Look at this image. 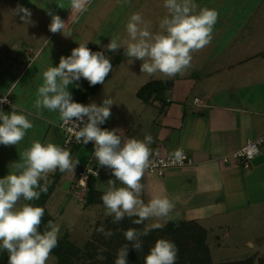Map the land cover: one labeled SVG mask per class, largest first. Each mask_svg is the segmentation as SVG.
Instances as JSON below:
<instances>
[{"label": "crops", "instance_id": "1", "mask_svg": "<svg viewBox=\"0 0 264 264\" xmlns=\"http://www.w3.org/2000/svg\"><path fill=\"white\" fill-rule=\"evenodd\" d=\"M19 2L0 0V11H4L3 7H7L5 10L9 11V3ZM33 2L38 5L43 3L44 7L38 11L41 10L40 14L46 22H51V17L46 14L47 4L52 7L50 10L53 14L64 22L72 21L64 29V32H71L72 35L64 37L61 33L43 31L40 25L39 32L34 30L30 33L29 28L30 37L26 42L23 40L24 36L15 31L27 30L20 22H15L20 15L17 18L9 16L7 21L0 24V32L4 35V38L0 36V97L7 96L9 100V104L0 110L7 114L11 111V104L18 105L34 125L17 145H0V178L9 173V164L18 161L20 153L30 147L33 141L54 143L61 147L58 114L42 110L41 119L37 117V110L34 108L36 90L42 84L41 73L50 66H58L60 57H68L71 50L79 46L77 43H86L91 51L98 52L100 39L104 38L102 30L94 32L95 27L88 23L91 16L98 13H103L102 18L106 21V10L95 13L92 8L94 5H102V2L91 0L86 12L73 11L71 14L69 0ZM232 2L234 7H251L249 12L255 15L249 20L251 24L240 27L236 23L235 26H229V30H221L223 22L230 21L228 18L219 22L217 20L219 28L214 30L213 39L207 45L210 49L216 47L212 56L198 52V57L189 68L190 72H184L183 78L170 81L156 79L144 83L142 86L152 81L164 83V89L159 93L144 95L147 99L145 101L137 95L142 86L133 90L132 96L139 107H142L133 110L136 119L142 121L140 128H128V125L111 121L106 129L122 130L123 139L143 141L146 136L151 135L153 143L149 147L151 150L157 149L161 155L185 153L191 160L189 166L168 169L161 176L144 174L141 179L144 189L140 198L147 203L157 196L167 197L175 205L172 213L176 217L170 218V221L194 222L199 225L205 230L206 240L209 238L214 252H222L223 250H218L221 246L226 252H236L242 249V245L249 244L252 246L250 255L239 260L251 258L253 264H256L264 257L255 251L256 246L260 249L264 247V235L262 234L263 239L258 238L260 240L255 243L244 241L247 240L244 235L247 221L258 213L262 215L259 214L257 219L264 216V143L258 146L257 154L247 167H241L232 158L226 163L221 159L239 150L246 141L255 140L264 134V44L253 47L256 44L254 38L260 37V29L264 28V14H258L264 7V0ZM220 3L223 0L209 1L206 8L212 9L211 6ZM60 4L64 8L57 6ZM37 8L35 5L32 11L36 12ZM13 9L15 8H10V11ZM238 9L236 11L240 12ZM111 11L113 9L109 10ZM74 21L85 24L82 23L80 28L73 27ZM39 36L44 38L40 40ZM52 41L54 44L47 57L45 50ZM251 46L253 48L250 49ZM106 51L110 52H107L108 55L111 54L108 49ZM76 84L79 86H75ZM104 84L105 82L95 85L85 94L86 80L81 78L69 85L68 91L74 102L88 105L93 103L97 92L103 91ZM112 100L114 104L116 100ZM146 108L151 109L150 113L144 111ZM70 153L73 161L79 160L74 175L61 173L59 170L49 173L48 178L52 177L53 181L51 193L56 190L60 181L68 182L65 188L66 192L70 191L72 178L76 180L78 170L89 158L87 148L74 149ZM74 189H78L76 184ZM96 191L103 194V191ZM50 196L51 194L48 199ZM149 220L147 221L153 225L154 221ZM208 250L210 254L209 246Z\"/></svg>", "mask_w": 264, "mask_h": 264}, {"label": "clouds", "instance_id": "2", "mask_svg": "<svg viewBox=\"0 0 264 264\" xmlns=\"http://www.w3.org/2000/svg\"><path fill=\"white\" fill-rule=\"evenodd\" d=\"M118 2L127 3V0ZM90 3L91 0H69V8L84 13ZM57 6L64 8L63 4ZM163 7L166 14L159 22V31L153 32L150 22L145 21L140 13H133L125 25L126 37L116 36L106 47L113 53L124 48L131 61L142 62V72L172 78L191 67L194 51L210 44L218 12L199 7L195 0H163ZM46 14L51 17L48 25L51 33H61L64 37L72 35L64 32L66 23L52 10H46ZM13 15H20L23 22H30L31 11L17 5ZM78 45L68 57H60L58 66H50L41 73L42 84L36 90L34 101L37 117L43 119L42 110L56 112L77 142L93 144L92 158L99 166L110 169L115 178L107 181L100 198L105 215L113 217V223H120L125 217H137L133 223L139 225L149 219L169 217L175 205L167 197L157 196L147 203L140 198L144 189L141 179L152 163L149 147L153 143L152 136H146L143 141L123 139L122 130L102 129L100 125L111 117V98H104L100 105L73 101L69 85L81 78L90 86L103 84L112 72L111 60L103 52L91 51L86 43ZM3 103H8L7 96L0 98V104ZM10 106V113L0 110V145L5 146L17 145L27 130L34 127L20 106ZM78 164L79 160L73 161L67 148L38 140L20 153L18 161L9 164V173L0 178V250L7 252V264H47L58 244L59 227L49 221L46 230L39 231L45 210L28 202L47 192L49 173L59 170L74 175ZM160 227L161 224L155 223L143 232L129 228L123 235L132 248L139 251L142 248L140 237L147 236L151 228ZM96 231L106 238L113 235L102 226ZM128 251V244L121 247L114 264H127ZM177 253L172 241L158 239L144 257V264H176ZM97 259L103 260L104 257L98 256Z\"/></svg>", "mask_w": 264, "mask_h": 264}, {"label": "rangeland", "instance_id": "3", "mask_svg": "<svg viewBox=\"0 0 264 264\" xmlns=\"http://www.w3.org/2000/svg\"><path fill=\"white\" fill-rule=\"evenodd\" d=\"M4 1V0H1ZM14 1V0H13ZM16 2L20 1L19 3H9V11L5 10L7 7H3L4 11H0L2 15H0V24L7 21V17L9 18H17L18 15H13V10L10 11V8L14 7L16 8L17 5H21L25 8H29L31 11V17L30 22H23L20 19V16L15 20V22H20L19 24L23 25L24 28L27 30L21 32L17 29L16 32H19L23 37V40H28V37H30L29 34V28L30 33L34 30L36 32L40 31V28L42 26L43 31L49 30L48 25L50 22L44 21L42 15L40 14L42 8V4H37V2H33V0H15ZM46 1V0H45ZM211 1L216 0H195V3L199 7H206V4ZM32 2V3H30ZM96 2H102V5H94L92 8H94L95 13L100 12L102 9L106 10V21L104 20L103 13L96 14L91 16V20L88 21V23H92V26L95 27L94 32H99L102 30V36L104 38L100 39V45L99 51L103 52L107 49V44L111 39H113L116 36H120L121 38L126 37V31H125V25L128 21V18L133 13H140L142 18L150 22L151 30L153 32L159 31V22L163 18V16L166 14V10L163 7V0H127V3H119L118 0H96ZM118 3V6H117ZM232 0H223V3L217 4L216 6H211L210 8L215 9L218 12V22L219 20H224L225 18H228L229 22H223V27L221 30H229V26H235L236 23L240 25V27L245 26L247 24H251L249 21L251 16L254 15L251 10L250 6L247 5V7H234L232 5ZM4 5V3H1ZM109 4V5H108ZM205 4V5H204ZM13 5V6H12ZM37 5V11H32L33 7ZM106 5V7H104ZM46 6V5H45ZM108 6V7H107ZM117 6V7H116ZM47 10L52 8L47 4ZM116 7V8H115ZM240 12H237L236 9ZM242 8V9H241ZM38 9H41L40 12ZM113 12H109V10H112ZM73 11H70V14ZM74 13H76L74 11ZM4 14V15H3ZM259 15L264 14V7L260 9ZM255 16V15H254ZM257 17V16H256ZM69 18V17H68ZM236 20H240V22H236ZM50 21V20H48ZM69 21V20H68ZM72 22V21H70ZM70 22H65L66 25L70 24ZM216 23L214 30H217L219 28V23ZM83 22L77 23L74 21L73 27H79L82 25ZM85 24V22L83 23ZM41 25V26H40ZM46 25V27H45ZM28 26V27H27ZM262 32L260 37L254 38V42L256 43L253 45V47H260L262 44H264V28L260 29ZM44 34V32H43ZM42 34V35H43ZM41 35V36H42ZM0 36L4 38V35L0 32ZM39 36L40 40L44 38ZM21 37V36H20ZM215 41L218 40L215 38ZM79 42V41H76ZM99 42V41H98ZM260 42L258 45L257 43ZM54 44V41L50 42L48 47H46L45 54L48 55L50 48ZM79 44V43H77ZM76 44V45H77ZM217 44V43H216ZM78 47V46H77ZM252 46L250 47L253 48ZM216 47L210 49L208 46L201 50L194 51L192 53V62L198 57V52H204L207 56H212L214 54ZM122 52V53H121ZM104 53V52H103ZM104 55L111 60L112 64V72L108 74V76L105 79V84L103 91L97 92L95 98H93V103L100 105L104 98H111L115 99V103L111 106V117L102 125L104 128H108V125L111 124V121H115L118 124L122 123L124 125H128L129 127H133L134 129H138L142 126V121L136 119V117L133 115V110L139 109V104H137L136 99L132 96V92L135 89H139L140 86H142L144 83L150 81V80H162V81H170L172 79H180L183 78V74H177L176 76L172 78L164 77L160 75L159 73L154 75H149L145 72H142L140 70L141 61L139 60H133L125 55V49L121 48L117 52L108 55V53H104ZM48 57V56H47ZM120 58L116 61V59ZM190 72V70L188 69ZM185 71V74L186 72ZM142 108V107H141ZM150 113L151 109L146 108V110ZM88 157V156H87ZM87 163L88 167H93L95 171L97 172V176L93 179L95 190L103 191L105 190L107 181L110 179H115L112 174L111 170L106 167H101L97 163L95 159H91ZM147 174L146 172L144 173ZM73 182L71 184L70 191L66 192L65 186L68 182L66 181H60L56 185V190L51 193L50 198L48 201H46V213L51 218V221L59 227V239L58 240H66L69 243H72L74 247L77 248V259L72 260L71 264H101L103 260L97 259L98 256H104L106 253V243L108 241V238L104 236L103 233H100L96 231V229L100 228L101 226L104 227L105 231H112L110 226L112 223L107 222L108 216L105 215V209L101 206H85V200L84 195L85 192H81L80 189H74L76 180L75 178H72ZM71 179V180H72ZM92 179V178H91ZM119 186V183H118ZM70 193V194H69ZM258 215L253 216L252 219L247 221V228L245 230L244 236L247 237V240L249 242H257L258 238H262V234L264 235V216ZM262 215V214H260ZM176 215H173V213L170 214L169 217L164 219H152L154 221L153 224L159 223L163 226H165L167 223H174L177 224L181 221H170V218L175 219ZM137 218V217H136ZM151 221V219L149 220ZM169 221V222H166ZM132 226V224H130ZM152 226L151 222H146L139 225V230L141 231L142 228L148 229ZM161 228V227H160ZM156 228H151V230ZM120 231V229H118ZM117 230V231H118ZM115 231V232H117ZM219 235V234H218ZM161 237V236H160ZM242 239V237H241ZM263 239V238H262ZM261 239V240H262ZM243 240V239H242ZM207 247L209 246L210 251V260L212 264H217L224 262L225 260H235V259H242L247 255H250L252 246H249V244L242 245V249L237 250L236 252H226L221 246L218 250H223L222 252H214L213 245L211 244V241L209 238L206 240ZM209 244V245H208ZM262 249V250H261ZM255 247V251L261 255H264V247ZM261 252V253H260ZM233 253V254H232ZM90 255V257H89ZM47 264H53L52 258L50 256L49 260L47 261ZM183 264V263H182ZM188 264V263H184Z\"/></svg>", "mask_w": 264, "mask_h": 264}, {"label": "trees", "instance_id": "4", "mask_svg": "<svg viewBox=\"0 0 264 264\" xmlns=\"http://www.w3.org/2000/svg\"><path fill=\"white\" fill-rule=\"evenodd\" d=\"M107 52L108 51H106V54ZM119 59L120 58L116 59V61ZM93 88L94 86H90L89 83L86 81L85 94H88ZM163 89V82L152 81L142 86L138 90L137 95L141 97L143 101H145L147 99L144 97V95H149L151 93H159L160 90ZM93 179H88L86 183V191L84 195V204L86 207L94 206L97 204L103 206L102 201L100 199L102 193H99L94 189ZM48 181L49 184L47 192L41 193L39 199L31 201V204L33 206L42 207L44 208V210L46 201L48 200V197L53 189L52 177H49ZM135 219L137 218L125 217L120 223H113V217L108 216L107 222L112 223V225L108 226L113 229V235L108 238V241L106 243V249L108 250H106V253L103 256L104 259L101 264H114L117 251L125 244H128L129 247V251L126 257L127 264H144V257L148 254L149 250L154 246L155 242L158 239L169 240L176 245L178 249L176 264H212L210 260L209 250L205 242L206 232L196 223L186 221H181L177 224L167 223L161 228L150 230L147 236L140 237L142 241V248L139 251H136L132 248L131 243L125 240L123 235V232L129 228H134L138 232H143L145 230V228H142L141 231L139 230L140 224L137 225L133 223ZM49 221H51V218L49 217V215H47L45 210L39 231H45ZM130 224H132V226ZM118 229H120V231ZM76 255L77 248L74 247L72 243H69L66 240H58L57 247L54 248L50 254L53 264H71L72 260L77 259ZM7 260V252L3 250L0 253V264H7ZM252 260L253 259L251 258H247L244 260L222 262L217 264H253ZM256 264H264V257L260 258V261L256 262Z\"/></svg>", "mask_w": 264, "mask_h": 264}, {"label": "built area", "instance_id": "5", "mask_svg": "<svg viewBox=\"0 0 264 264\" xmlns=\"http://www.w3.org/2000/svg\"><path fill=\"white\" fill-rule=\"evenodd\" d=\"M8 104L9 100L8 103L0 104V108ZM57 127L59 128L62 135L61 147L67 148L68 150H70V152L78 148H87L89 151V158L86 160V162L89 163V161L92 159L91 154L94 151L93 144L89 143L87 145H83L82 143L77 142L71 129L67 126H64L61 122L57 125ZM100 127L102 129H105L102 125H100ZM263 143L264 134L255 140L246 141V143L242 145L239 150L234 152L229 157H223L221 160L223 163H226L230 158H232L237 160L241 167H247L252 158L257 154L258 146ZM151 151L152 155L150 159L152 163L150 167L145 171L146 173L161 176L168 169L180 168L189 166L191 164V160L183 152H178L174 155H161L157 149H152ZM96 176L97 172L95 171V169L93 167H88L87 163H84L76 174V188L80 189L81 192H85L88 179H93Z\"/></svg>", "mask_w": 264, "mask_h": 264}]
</instances>
